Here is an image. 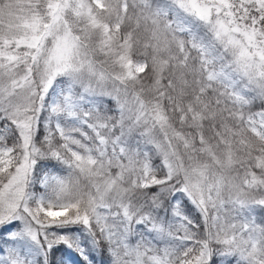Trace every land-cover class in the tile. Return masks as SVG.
<instances>
[{
	"label": "snow or ice",
	"instance_id": "6c2138e0",
	"mask_svg": "<svg viewBox=\"0 0 264 264\" xmlns=\"http://www.w3.org/2000/svg\"><path fill=\"white\" fill-rule=\"evenodd\" d=\"M0 264H264V0H0Z\"/></svg>",
	"mask_w": 264,
	"mask_h": 264
}]
</instances>
